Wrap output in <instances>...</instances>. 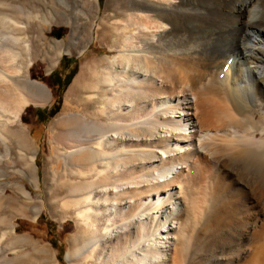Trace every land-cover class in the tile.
Listing matches in <instances>:
<instances>
[{
    "label": "bare ground",
    "instance_id": "obj_1",
    "mask_svg": "<svg viewBox=\"0 0 264 264\" xmlns=\"http://www.w3.org/2000/svg\"><path fill=\"white\" fill-rule=\"evenodd\" d=\"M118 1L106 23L116 53L88 55L52 138L51 177L78 224L66 260L264 264V0ZM197 1L220 13L191 49L184 33L208 22ZM28 11L15 27L0 16V170L11 162L15 173L0 180L1 209L30 196L18 177L36 186V148L18 119L50 97L24 73ZM1 227L14 255L0 245V262L19 264L22 237Z\"/></svg>",
    "mask_w": 264,
    "mask_h": 264
},
{
    "label": "rangeland",
    "instance_id": "obj_2",
    "mask_svg": "<svg viewBox=\"0 0 264 264\" xmlns=\"http://www.w3.org/2000/svg\"><path fill=\"white\" fill-rule=\"evenodd\" d=\"M117 1L0 0L2 3H0V9L6 5L0 11V16H4L10 26L15 27L12 23L16 20L24 24L28 10H30V13L33 12L31 13L32 18L30 17L31 22H29L28 29L19 33L20 39L22 37L21 43L22 40L26 41L27 39L30 43L28 45L29 50H24L20 46L25 57V63L27 62L24 73L30 79L43 82L49 89L50 94L49 99L44 104L24 105L18 119L19 124H23L27 131L25 132L29 146L33 145L36 148L35 167L38 174L36 186L30 184L26 176L18 177V181L23 184L30 196L19 195L17 197L19 201L13 202L12 206L5 205L2 209L0 208V216L4 217L3 221L5 220L0 225L4 226L6 223L13 225L16 235L22 237L20 240L21 245L19 244V247H17V252L20 255L19 264H77V259L74 260L75 262H69L65 258L68 250H72L74 241L71 237L78 232V224L76 218L66 214V210L61 204L62 199L58 198L64 195L65 188L56 186L55 179L51 177L53 166L56 165V161L50 155L53 146L52 138L57 130V122L63 119L64 114L68 111L66 106L67 97H69L68 91L74 79L83 73L89 60L88 55L91 54L92 58H100L110 57L116 53L110 46L114 34L107 31L109 24L106 23L113 12V14L122 13L119 9L120 3ZM197 5H199L197 7L198 11L207 18L208 22L204 25L191 27L188 32L184 33V38L192 39L187 44V47L191 49L196 45L198 37L203 36L205 32V35L208 34L207 30L212 26V20L218 19L220 13L217 7L203 1H197L195 6ZM15 6L21 8H15ZM11 16H14V19ZM21 19H24V23ZM4 30H6V33ZM0 31L8 34V27H2V29L0 27ZM201 41H206V39L204 38ZM170 45L172 47L183 46L181 42H172ZM61 47L65 50L59 55L57 63L51 68L50 63L55 57L56 49ZM83 47L84 50L81 51ZM29 56L32 57L30 62ZM13 144L12 141L10 143L11 149H13L12 147L15 148ZM5 165H7L5 166L6 170H0V180L14 179L15 173L12 171L14 164L7 162ZM5 189L7 195L14 194L10 187L6 186ZM58 191L59 195H57ZM37 206L38 212L33 217ZM3 229H6V227H3ZM6 235L9 234H5L4 238L1 239L2 241H0V245H3L5 255L9 258L14 253L9 248ZM86 261L85 264H94L90 258ZM0 264H8L7 259H2Z\"/></svg>",
    "mask_w": 264,
    "mask_h": 264
}]
</instances>
